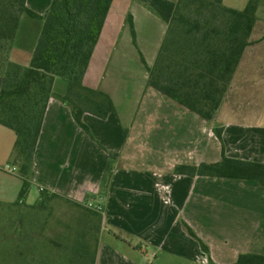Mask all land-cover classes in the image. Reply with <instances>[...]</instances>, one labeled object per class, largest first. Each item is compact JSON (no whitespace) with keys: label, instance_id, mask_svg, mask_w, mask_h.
<instances>
[{"label":"crops","instance_id":"crops-1","mask_svg":"<svg viewBox=\"0 0 264 264\" xmlns=\"http://www.w3.org/2000/svg\"><path fill=\"white\" fill-rule=\"evenodd\" d=\"M250 1L223 4L242 11ZM52 2L26 0V6L43 16ZM155 14L134 0L113 1L84 84L108 93L116 112L107 119L84 115L92 137L67 105L55 97L49 101L31 185L40 193L58 194L52 206L63 201L72 212L65 225L55 214L51 218L47 233L56 243L53 249L58 243L74 247L79 240L88 251V264L91 259L95 264H175L202 253L209 264L187 224L209 246L216 264L234 263L242 253L263 254L264 187L255 181L176 175L175 168L219 162L223 150L229 158L264 164V0H259L253 44L242 56L215 123L148 87L146 67L139 101L126 116L120 114L116 95L121 84L133 80L121 59L139 52L153 67L166 37L168 25ZM128 15L134 19L135 44L125 35ZM153 24L159 28L156 35ZM42 27V20L21 17L12 62L30 65ZM54 88L56 93L66 90L60 79ZM216 127L223 128L222 142ZM16 139L12 129L0 124L2 205L14 204L23 187L10 165ZM110 163V182L103 187ZM31 197L30 187L26 204L40 200L30 202ZM89 201L103 207L102 213L92 210L102 215L101 221L87 212ZM37 241L41 244L43 238Z\"/></svg>","mask_w":264,"mask_h":264},{"label":"trees","instance_id":"trees-1","mask_svg":"<svg viewBox=\"0 0 264 264\" xmlns=\"http://www.w3.org/2000/svg\"><path fill=\"white\" fill-rule=\"evenodd\" d=\"M114 0H53L41 16L26 6V0H0V124L16 133L10 165L23 180L18 200L0 209L13 212V221L0 228V264H88V251L81 246L55 243L47 233L54 215L52 201L58 194L41 191L40 200L26 204L31 187L35 153L44 117L51 98L67 105L78 125L91 135L83 117L89 113L107 119L116 112L112 97L84 84L93 53L100 40ZM154 11L167 25V34L153 67L147 86L154 88L202 119L215 123L218 112L230 90L233 77L257 22L259 0H251L240 11L224 6L223 0H134ZM27 15L43 21V27L30 65L20 66L10 53L20 26ZM128 23L135 40L132 15ZM56 79L67 83L62 93L55 92ZM223 141V128L216 127ZM112 166L108 164L102 186L110 182ZM176 175L255 181L264 187V164L232 159L224 150L216 163L178 165ZM88 213L102 215L90 209ZM197 239L209 264V246L194 230L185 225ZM42 237L41 244L37 239ZM56 244V243H55ZM95 264V259H91ZM231 264H264V255L242 253Z\"/></svg>","mask_w":264,"mask_h":264},{"label":"rangeland","instance_id":"rangeland-1","mask_svg":"<svg viewBox=\"0 0 264 264\" xmlns=\"http://www.w3.org/2000/svg\"><path fill=\"white\" fill-rule=\"evenodd\" d=\"M155 15L157 16V14ZM126 28L127 30L125 35L131 37V39H133V42L135 44L136 38L134 40L132 36L131 29L128 23V17L126 19ZM151 29L154 30L155 35L159 33L158 32L159 28L154 24L152 25ZM142 59L144 58L140 55L139 52L127 54L126 58L121 59L120 65L128 66L131 69L132 72L131 76L133 78V80L132 79L126 80L125 84L124 83L121 84L120 92L116 95L117 98L116 100L121 115L126 116L130 110L134 109L135 104H137V102L139 101L138 100L139 99L138 97L140 95L139 89L142 86V81H143L142 76H143V72L145 71V65ZM60 80L62 81L63 85L67 87V83L62 79ZM121 119L123 120V122L126 121V117H121ZM90 136L92 137V132ZM31 196L32 197L30 199V202H33L34 198L37 199L40 196L39 189L35 185H31ZM67 206L68 205L63 201H59L55 203V207H54V214L61 219V223L63 225H65V223H70L72 220V215H71L72 212L68 209ZM13 216H14L13 212L6 211V209H0V228L9 225L14 219ZM51 237H54V234H52ZM262 255H264V252ZM175 264H208V263L206 262V258H204V255L202 253L200 254V256L198 257L196 256L195 259H193L192 261L188 262V261L180 260L178 263Z\"/></svg>","mask_w":264,"mask_h":264},{"label":"built area","instance_id":"built-area-1","mask_svg":"<svg viewBox=\"0 0 264 264\" xmlns=\"http://www.w3.org/2000/svg\"><path fill=\"white\" fill-rule=\"evenodd\" d=\"M14 170H16V168L14 167ZM87 207L91 210L97 211V212H103V207L101 205H96L94 203V201H89L87 203Z\"/></svg>","mask_w":264,"mask_h":264}]
</instances>
